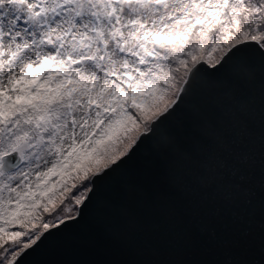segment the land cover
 <instances>
[{
    "label": "snow or ice",
    "instance_id": "obj_1",
    "mask_svg": "<svg viewBox=\"0 0 264 264\" xmlns=\"http://www.w3.org/2000/svg\"><path fill=\"white\" fill-rule=\"evenodd\" d=\"M226 70L241 109L264 94V0H0V264L81 225L145 143L182 158L168 126Z\"/></svg>",
    "mask_w": 264,
    "mask_h": 264
},
{
    "label": "water",
    "instance_id": "obj_2",
    "mask_svg": "<svg viewBox=\"0 0 264 264\" xmlns=\"http://www.w3.org/2000/svg\"><path fill=\"white\" fill-rule=\"evenodd\" d=\"M229 78L201 77L170 122L182 158L164 137L142 145L82 224L26 264H264V94L258 82L241 109L221 86ZM86 236L103 242L84 248Z\"/></svg>",
    "mask_w": 264,
    "mask_h": 264
}]
</instances>
